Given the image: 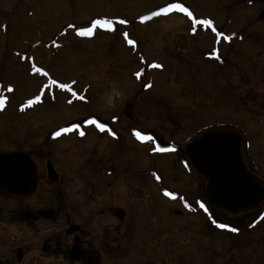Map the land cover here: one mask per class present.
I'll return each mask as SVG.
<instances>
[{
    "label": "rangeland",
    "instance_id": "1",
    "mask_svg": "<svg viewBox=\"0 0 264 264\" xmlns=\"http://www.w3.org/2000/svg\"><path fill=\"white\" fill-rule=\"evenodd\" d=\"M169 2L182 3L193 16L173 11L140 21ZM223 4L0 0V154L17 148L28 154L51 152L44 158L64 162L70 172L68 191L92 192L110 202L114 211H125L124 220L114 218V259L103 264H226L229 255L240 257V264H255L249 257L253 248L244 245L258 238V231L231 235L219 230L210 236L199 210L205 183L195 179L177 153L156 154L152 141L133 134L151 131L184 148L233 122L225 114L221 93L229 72L219 61L223 56L235 61L242 49L236 45L229 55L223 44L213 45L207 28L193 23L211 18L217 27L222 25ZM94 19H111L113 26L97 27L92 36L77 34L78 27H90ZM120 19L128 23L120 24ZM125 32L134 44L127 43ZM214 51L219 61L213 59ZM34 66L43 71L33 72ZM37 95L40 101L22 111L20 105ZM92 116H118L114 141L89 125L80 127L78 133L84 135L75 130L50 143L52 130ZM108 165L115 168L111 176ZM96 183L100 189L92 186ZM165 190L174 196H165ZM188 206L197 212L187 211ZM229 221L231 226L239 224Z\"/></svg>",
    "mask_w": 264,
    "mask_h": 264
},
{
    "label": "flooded vegetation",
    "instance_id": "2",
    "mask_svg": "<svg viewBox=\"0 0 264 264\" xmlns=\"http://www.w3.org/2000/svg\"><path fill=\"white\" fill-rule=\"evenodd\" d=\"M223 2V24L217 27L215 20L209 18L213 21L216 32L209 28L207 32L213 38V45L223 44L229 55L236 45H240L242 52L236 53L235 61L226 56L219 61L215 51L212 53L213 59L223 63L224 69L229 72L221 93L224 95V108L228 111H225V114L234 119L233 122H228L223 130L218 131L233 132L239 137L244 166L248 174L264 187V0ZM217 32L223 33V36H217ZM225 36L231 39H224ZM117 119L118 116L106 119L96 116L83 118L72 122L70 127L66 126L70 131L59 136L53 134L62 127L52 130L48 139L53 143L75 130L80 135V127L94 125L87 121L96 120L97 123L106 125L105 131H100L94 125L96 132L114 141L112 133L114 120ZM148 132L145 136H148ZM151 138L154 153L168 154L155 149L154 141L159 139L158 137L152 133ZM12 152H20L30 159L37 179L28 195L9 197L4 192L0 193V264H103L104 259H114V218L124 220L125 211H114L110 202H103L99 195L93 196L92 192L68 191L70 172L64 168V162H58V159L54 160L53 157L44 158L52 156L51 152L45 155L38 150L28 154L19 148ZM169 153H177L184 158L195 179L205 183L201 201L204 208L200 207L199 210L207 219L208 234L213 236L214 232L219 230L231 235L258 231V238L253 242H246L244 249L252 247L253 254L249 255L252 263L264 264V200L255 211L248 214L228 216L218 213L205 204L206 182L191 166L189 160L180 152ZM101 162L99 159V163ZM107 167V175L111 176L115 168L110 165ZM92 186L100 189L101 184ZM180 204L182 205L181 200ZM186 208L187 211L197 212V209L189 206ZM118 211L122 212L121 219L116 216ZM230 219L239 221V224L231 226ZM221 221L229 228H219L217 225L221 224ZM231 227L239 231L232 232ZM211 255L213 260L214 251ZM225 257L226 255L224 260ZM227 257L226 264H240V257Z\"/></svg>",
    "mask_w": 264,
    "mask_h": 264
},
{
    "label": "water",
    "instance_id": "3",
    "mask_svg": "<svg viewBox=\"0 0 264 264\" xmlns=\"http://www.w3.org/2000/svg\"><path fill=\"white\" fill-rule=\"evenodd\" d=\"M211 26L210 28H212ZM151 132L148 136H151ZM163 152L179 151L206 182L204 202L218 213L238 216L255 211L264 200V187L252 178L242 161L240 139L233 132H211L184 149L155 140ZM33 163L22 153L0 155V193L9 197L28 195L36 184ZM118 219L122 212H116Z\"/></svg>",
    "mask_w": 264,
    "mask_h": 264
},
{
    "label": "snow or ice",
    "instance_id": "4",
    "mask_svg": "<svg viewBox=\"0 0 264 264\" xmlns=\"http://www.w3.org/2000/svg\"><path fill=\"white\" fill-rule=\"evenodd\" d=\"M173 11H177V12H180V13H184V14H186V15H187L188 17H190V18L193 16V13H192L187 7H185L182 3L169 2V3H167L165 6H161V7H159L158 10H156V11H152L151 14H150V16H148V15H142V16L139 17V19H140L141 22H144V21H148V20H150V19L153 18V17H160V16H162V15L167 16L168 14L172 13ZM119 23H120V24H127L128 21L125 20V19H120V20H119ZM193 23H194V24H202V25H205V26L211 27L212 24H213V21H212L211 19H203V20H193ZM112 26H113V21H112L111 19H94V20L91 21V26H90V27H78V28L76 29V31H77V34L80 35V36H92V35H93V29H95V28H97V27L111 29ZM69 27H72V26L69 25ZM196 30H197V29H196L195 27H193V28L191 29V31H192L193 33H195ZM212 31H213V32H216V29H215V28H212ZM217 36H223V33H219V32H217ZM124 37H125V39L127 40V43H128V44L132 45V44L135 43L134 40L128 38V33L125 32V33H124ZM224 39H231V38L225 36ZM155 67L159 68V67H162V65L156 64ZM32 71H33V72L40 73V72H42L43 70L34 66V67L32 68ZM43 74H44L45 76L48 75L46 72H44ZM136 76L139 78L140 73L137 72V73H136ZM50 84H56V81H55V80H51V81H50ZM45 87H47V85H45ZM59 87H60L61 89H66V88H68V85H66V84H60ZM145 87H149V85H145ZM7 90H8L9 92H11V91H12V88L9 87ZM73 95H75V93H73ZM78 98L81 99V100H84V99H85L84 96H79ZM40 99H41V97H40L39 95H37L34 99H29V100H27L26 104H21V105H20L21 110L23 111L26 107L31 106V105H34L35 103H37L38 101H40ZM71 102H72V101H69V103H71ZM3 106H4V98H0V108H3ZM87 122H88L89 124H94V125H96V127H97L100 131H105V129H106V125H105V124H103V123H97L96 120H89V121H87ZM73 127H76V126L73 125ZM67 131H70V129H66V128H64V129H61V130L58 131V132H55L53 135H54V136H59V135L61 134V132H67ZM133 134H134V135L136 136V138L139 139V140H149V141H150V140L152 139L150 136H143V135H141V132H139V131H134ZM80 135H84V133L81 132ZM112 135H115V133H112ZM165 150H166V149H163V148H160V149H159V151H165ZM156 179L159 180L160 177H159V176H156ZM164 195H165V196H174V193H172V192H170V191H168V190H165V191H164ZM186 206H187V205H186ZM200 207H201V208H204V205L201 204ZM205 211H207V209H205ZM213 223H216V221H213ZM217 226H218L219 228H221V229L229 228L228 225H226V224H222V223H221V224H218ZM230 231H232V232H238L239 229H237V228H235V227H231V228H230Z\"/></svg>",
    "mask_w": 264,
    "mask_h": 264
}]
</instances>
